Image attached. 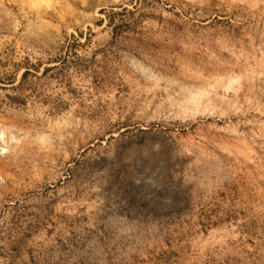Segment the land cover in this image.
I'll return each instance as SVG.
<instances>
[{
    "label": "rangeland",
    "instance_id": "374dc122",
    "mask_svg": "<svg viewBox=\"0 0 264 264\" xmlns=\"http://www.w3.org/2000/svg\"><path fill=\"white\" fill-rule=\"evenodd\" d=\"M0 264H264V0H0Z\"/></svg>",
    "mask_w": 264,
    "mask_h": 264
},
{
    "label": "bare ground",
    "instance_id": "6f19581e",
    "mask_svg": "<svg viewBox=\"0 0 264 264\" xmlns=\"http://www.w3.org/2000/svg\"><path fill=\"white\" fill-rule=\"evenodd\" d=\"M7 180V179H6Z\"/></svg>",
    "mask_w": 264,
    "mask_h": 264
}]
</instances>
